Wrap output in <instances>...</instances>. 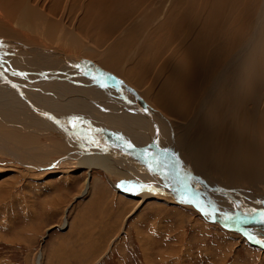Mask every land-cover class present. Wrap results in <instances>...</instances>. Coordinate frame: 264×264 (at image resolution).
Segmentation results:
<instances>
[{
  "label": "bare ground",
  "instance_id": "1",
  "mask_svg": "<svg viewBox=\"0 0 264 264\" xmlns=\"http://www.w3.org/2000/svg\"><path fill=\"white\" fill-rule=\"evenodd\" d=\"M232 2L0 0V147L48 134L70 156L60 165L89 171L85 191L93 170L117 195L120 179L151 185L160 193L129 195L136 206L191 200L264 250V201L235 203L208 187H264V4L238 32Z\"/></svg>",
  "mask_w": 264,
  "mask_h": 264
},
{
  "label": "rangeland",
  "instance_id": "2",
  "mask_svg": "<svg viewBox=\"0 0 264 264\" xmlns=\"http://www.w3.org/2000/svg\"><path fill=\"white\" fill-rule=\"evenodd\" d=\"M251 1L232 2L231 18L242 20L238 32L250 22L254 27L252 20L264 4ZM173 125L177 146L187 157L181 124ZM27 134L15 136L24 135L26 143L0 147V264H264V250L240 233H225L180 200L168 197L173 204L149 200L136 206L138 199L131 196L142 195L141 186L113 177L119 180L118 197L109 176L98 170L89 174L91 189L85 191L89 171L60 165L70 156L50 145L48 134ZM188 166L194 167L192 161ZM28 169L34 173L18 179ZM9 186L12 192L5 196L1 187ZM208 187L235 203L264 201L261 184Z\"/></svg>",
  "mask_w": 264,
  "mask_h": 264
},
{
  "label": "snow or ice",
  "instance_id": "3",
  "mask_svg": "<svg viewBox=\"0 0 264 264\" xmlns=\"http://www.w3.org/2000/svg\"><path fill=\"white\" fill-rule=\"evenodd\" d=\"M2 47H3V45L0 44V48H2ZM74 67H75V68H79L80 66H79V65H74ZM84 74H85V75H89L90 73L85 72ZM13 75L23 76L24 74H22V73H13ZM92 79H93V80H96V79H98V78L95 77V76H93ZM13 87H15V85H13ZM101 87H104V85L101 84ZM49 119H51V118L49 117ZM74 119H75V118H74ZM125 147L128 148V149H131V148L133 147V145L129 143V144H126ZM141 189H142L143 191H148V192H152V191H153L152 188H149V187H146V186H143V185H141ZM181 203H184V204H192L193 201H191V200H181ZM197 208H198V210H201V211H202V210H203V205H199V204H198V205H197ZM203 215L205 216V218H209V213H208V212H203ZM262 215H264V214H262Z\"/></svg>",
  "mask_w": 264,
  "mask_h": 264
},
{
  "label": "crops",
  "instance_id": "4",
  "mask_svg": "<svg viewBox=\"0 0 264 264\" xmlns=\"http://www.w3.org/2000/svg\"><path fill=\"white\" fill-rule=\"evenodd\" d=\"M209 192H210V193H213V192H211L210 190H209ZM201 216H202V214H201Z\"/></svg>",
  "mask_w": 264,
  "mask_h": 264
}]
</instances>
